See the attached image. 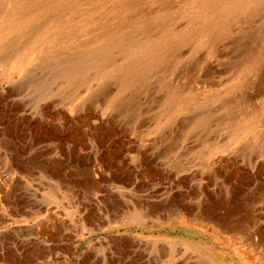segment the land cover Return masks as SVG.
<instances>
[{
	"label": "rangeland",
	"instance_id": "rangeland-1",
	"mask_svg": "<svg viewBox=\"0 0 264 264\" xmlns=\"http://www.w3.org/2000/svg\"><path fill=\"white\" fill-rule=\"evenodd\" d=\"M181 1L146 0L121 19L113 1L102 15L70 0L62 16L79 26L72 42L83 45L164 6L181 31ZM86 13L93 21L82 29ZM255 20L234 22L232 36L248 29L262 44L264 22ZM54 55L48 44H23L0 62V264H196L195 249L220 264H264V157L241 151L225 122L206 138L193 125L198 102L215 111L213 95L237 83L231 68L240 54L230 39L206 48L190 35L169 60L174 70L163 67L137 94L133 115L122 111L111 77L75 86L57 78L40 94L34 85L51 80L45 67ZM168 87L181 93L174 105ZM254 91L224 97H251L264 121V96L253 99Z\"/></svg>",
	"mask_w": 264,
	"mask_h": 264
},
{
	"label": "bare ground",
	"instance_id": "bare-ground-1",
	"mask_svg": "<svg viewBox=\"0 0 264 264\" xmlns=\"http://www.w3.org/2000/svg\"><path fill=\"white\" fill-rule=\"evenodd\" d=\"M75 1L72 9L80 8L86 3L94 6V9L102 15L109 13L104 9L105 3L113 1L110 12L115 18H121L126 17V12H130L129 10L143 5L146 0ZM69 2L70 0H0V24L5 29L0 39V62L5 61L7 52L17 50L23 44L35 46L48 44L49 48L55 51V55L45 67L51 75V80L40 79L34 85L40 94H43L51 83L57 82V78L75 86L90 84L93 77L102 79L111 77L116 81L119 89L122 111L133 115L136 111L137 94L152 84L153 78L162 73L163 67L174 70L177 61L169 67V60L173 58L175 50L189 40L190 35H195L202 47L206 48L211 47L212 43L219 46L230 39V44L240 54L238 64L231 68L237 83L225 94L216 93L212 98L217 104V110H223L227 118L220 116L215 119L217 110L213 111L209 102H198L200 116L193 125L206 138L210 132L217 131V127L225 122L233 134L232 139L244 143L241 151L251 148L256 156L264 157L263 113L251 104V97L247 95H241L239 99L235 97L238 102H235L237 99L234 101L224 97L233 94L235 96L238 91L251 88L255 89L253 99L264 96L262 88L264 87V42L258 44L255 33L248 29L242 32L240 38L232 36L231 32L232 24L242 19L253 23V20L260 17L264 22V0H182L181 7L187 13L188 23L181 31L169 25L174 15L171 14L170 6H164L163 14L150 18H137L132 25L128 24L129 27L126 24V29L118 26L114 29H104L99 36L83 45L72 42L80 30L79 26L66 22L62 16V11L69 6ZM153 11L152 13L155 14L156 10ZM85 15L87 17L84 19L82 29H88L93 21L91 15V17L87 13ZM65 27L69 30L66 31ZM263 28L261 27L262 30ZM117 54L120 57L119 62L115 59ZM159 82L162 83L161 77L158 78ZM165 93V98L171 105L182 98L181 93L171 87H168ZM243 108L244 112L241 116L238 113L242 112ZM212 120H217V124L213 125ZM172 250L174 253L175 248ZM194 254L197 259L196 264H220L207 251L195 249Z\"/></svg>",
	"mask_w": 264,
	"mask_h": 264
}]
</instances>
